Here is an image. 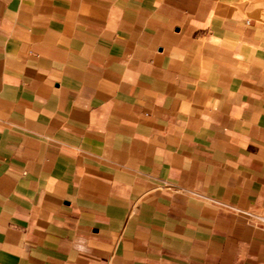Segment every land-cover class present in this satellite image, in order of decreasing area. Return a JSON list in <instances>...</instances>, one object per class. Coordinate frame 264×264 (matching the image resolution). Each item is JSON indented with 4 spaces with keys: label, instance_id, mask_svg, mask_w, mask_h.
Segmentation results:
<instances>
[{
    "label": "crops",
    "instance_id": "obj_1",
    "mask_svg": "<svg viewBox=\"0 0 264 264\" xmlns=\"http://www.w3.org/2000/svg\"><path fill=\"white\" fill-rule=\"evenodd\" d=\"M0 264H264V0H0Z\"/></svg>",
    "mask_w": 264,
    "mask_h": 264
}]
</instances>
